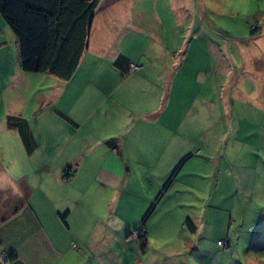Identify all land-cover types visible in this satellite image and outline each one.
I'll list each match as a JSON object with an SVG mask.
<instances>
[{
    "label": "crops",
    "instance_id": "crops-1",
    "mask_svg": "<svg viewBox=\"0 0 264 264\" xmlns=\"http://www.w3.org/2000/svg\"><path fill=\"white\" fill-rule=\"evenodd\" d=\"M126 1L131 7L135 0H99L86 46L94 50L100 48V54L109 60L95 63L93 67L82 63V54L74 74L67 81L46 73H39L43 78L34 79L33 73L22 72L17 61L16 39L0 16V127L10 128L7 117L18 116L31 131L53 133L64 127V119L77 132L85 129L90 133L94 128L97 130L94 135H99L93 144H81L85 146L81 155L79 144L36 143L31 152H26L24 144L7 145L9 155L6 163L0 154V264H68L65 257L71 253L72 259L78 263L76 258L81 250L77 246L73 252L70 244L87 246L88 257L83 253L82 260L86 259L81 263H91L94 198L101 195L106 218L110 212L115 213L117 204L131 189L146 184L137 186L138 179L150 176L147 172L152 170L153 161L162 153L160 145L162 149L170 150L172 165H176L186 153H191L163 193V197L175 193V197H182L181 202L187 200L191 207L199 205V210L193 212L189 219L194 229H187L184 221L181 223L185 233L188 232L191 237H195L199 227L204 228L210 222L213 212L226 211L221 200L224 204L227 198L240 194L250 201L264 194V142H261L264 135H259L258 141L252 143L255 124L247 118L257 109L264 112V77L259 80L251 78V81L249 78L231 82L226 79L229 83L225 85V91L229 94H224L221 86L223 88L225 82L222 84L217 78L206 79L209 71L204 63L185 61L190 49L188 44L184 51L177 52L179 58L173 55L164 64V91L156 86L158 93H154L151 86L158 84V73L150 75L142 67L136 73L122 75L126 61H122L120 66L114 64L118 57L141 64L144 60L142 56L150 64L158 56L159 47L168 51V39L162 40L152 24L142 21V18L131 23H118V27L112 25V22H117L119 11ZM173 5L169 3L167 11L172 12L175 23ZM112 9L106 23L102 13ZM184 18L177 16L176 26H182L183 31L176 39L171 37L174 44L184 32L192 29L185 25ZM96 21L97 35L105 41L99 44L96 40L92 45V29ZM182 42L180 39L179 50L183 47ZM132 47L139 49L138 54L131 52ZM78 75L80 78H77ZM73 81H77L78 86L75 97L66 89ZM191 81L197 86L192 100L187 95V101L170 109L173 102L179 100L177 95L171 96L173 87L178 93L181 84H190ZM34 84L39 87L35 94L30 95L29 90L31 93L36 88L30 87ZM251 85L254 89L249 91L247 88ZM256 89L262 94L261 98L255 95ZM65 90L71 112L66 109V113H61L52 104L60 102ZM78 103L90 106L87 113L79 114L77 110H72L77 106L81 110ZM41 104H44L43 108ZM26 108L30 111L26 112ZM176 108H182V113L172 111ZM159 121L164 122L165 128L158 127ZM105 139L116 140V147L106 144ZM196 141L198 148L193 144ZM101 146L105 149L97 152L95 149ZM37 152L39 156H35ZM252 152H256L263 164L259 171L258 164L248 163L247 155ZM64 153L66 156H62ZM171 171L156 177V190ZM131 175L132 183V179L128 180ZM147 187L144 191H149ZM90 198L93 199V207H85L84 200ZM232 207H235L234 202L230 203ZM132 231L129 235L136 237L131 235ZM145 233L147 237L152 234L150 230ZM103 257L102 254L100 258Z\"/></svg>",
    "mask_w": 264,
    "mask_h": 264
},
{
    "label": "rangeland",
    "instance_id": "rangeland-1",
    "mask_svg": "<svg viewBox=\"0 0 264 264\" xmlns=\"http://www.w3.org/2000/svg\"><path fill=\"white\" fill-rule=\"evenodd\" d=\"M169 3L174 4L175 23L171 16L172 12L168 13L167 11ZM127 5L128 2H124L123 7H121L122 10L119 11L120 14L117 16V22H112V25L114 24L118 27V23L125 21L126 23H131L133 20L142 18V21L152 24L153 29L159 33V37L162 40L167 41L168 39L166 43L168 51L166 52L162 47H159L158 56L153 58L150 64L146 62L147 58L145 56H142L144 60H141V64L134 62L137 69L139 66L140 68L145 67V72L148 74H159V79L156 81L158 84L151 86L154 93H158L156 86L164 91L165 85L162 80V75L165 72L164 64L168 63L173 55L179 58L180 56L177 52L184 51L188 44H190V49L185 61L204 63L209 71L206 79L217 78L222 81V84L223 81L225 82L223 88L221 86L224 94H229V92L225 91V85L231 81H238V79L242 78H249L251 81V78L259 80L264 77V0H135L131 7ZM112 12L113 9L102 13L106 23H108L107 19L111 17L107 15L112 14ZM177 16H185V25L192 28L189 32L182 34L180 39L183 41L181 43L183 47L180 50L177 48L180 45L178 44L180 39L176 44L171 40V37L176 39L180 32L183 31L182 26L179 28L176 26ZM100 20L103 21L102 18ZM97 22L92 29V45H95L96 40L99 44L105 41L101 35H97ZM112 31L115 32L113 29ZM172 33L174 35L171 36ZM112 38L113 35L111 36ZM99 49L94 50V48L86 46L82 63L93 66L102 60H109V58L100 54L101 51ZM131 50L135 54L139 52L138 48L132 47ZM138 60L140 61V59ZM11 63L12 61L8 64L9 69L11 68ZM82 68L86 69L83 65ZM199 69L200 71L203 70V68ZM136 72L138 71L133 73ZM26 75L31 76V74ZM32 76H34V79L43 78L39 73H33ZM77 78H80V75ZM76 82H70L66 86V89L73 97L78 92ZM35 86V90L31 91V93L29 90L30 95L35 94L39 85L30 86L31 88ZM251 86L247 88L249 91L254 89V85ZM195 87L197 86L193 85L192 81L190 84H181L178 93L173 87L171 96L175 97L174 95H177L179 100L173 102L170 109L175 104L187 101L190 96L192 100ZM97 91L101 90L97 89ZM163 93L161 92V94ZM254 93L261 98L262 94L260 91L256 89ZM65 94L66 90L63 92L60 102L52 104L53 108L61 113H66V109L67 112H71ZM187 95H189L188 98H186ZM206 95L209 94L206 93ZM212 95L210 94V96ZM212 99L216 100L215 97H212ZM78 104L81 105V110L79 106L72 107V110H77L79 114L87 113L90 106L87 103ZM259 104H262V102ZM41 106L43 108L44 104H41ZM178 110L182 113V108H176L172 111L176 112ZM25 111L29 112L30 108H26ZM247 118L250 123L254 122L255 124V126L252 125L255 130L252 134L254 139L252 143H256L259 135H264V112L262 109H257L254 113H250ZM63 122L65 125L59 132L45 133L39 130H29L33 141L36 144H79L78 152L81 155L85 148L81 144H86V146L93 144L94 139L99 136L94 135L97 133L94 128L90 133L85 129L77 132L75 127L67 124L64 119ZM257 126H260V128L256 129ZM158 127L165 128L164 122L159 121ZM0 128V154L2 153L6 163L9 155L7 153L8 150H6L7 147L10 144H23V142L16 128L10 127L7 129L5 126ZM191 135L193 136V132H191ZM106 141L105 139L104 142ZM113 141L116 144V140ZM261 142H264V136ZM193 144L195 148H198L196 145L197 141ZM103 149L105 147L101 146L95 150L98 152ZM180 149H176L175 152ZM159 151L160 153L162 152L161 156L153 161L152 170L147 172L150 176L145 179L140 178V180L137 178V186L146 184L142 187H137V189H131L121 202L117 204L116 212H110L109 219L106 218L107 213H105V205H102L101 195L94 198L95 222L91 230L93 237L90 238L93 248V259L89 264H264V194L256 196V199L250 201L247 198H242L240 194L237 197L227 198V200H224V204L221 200V204L226 210L225 212L228 211L229 213L213 212L210 222H207L204 228L199 227L195 237H191L188 232L187 234L185 233L183 230L184 226L181 223L186 217L191 219L190 215L199 210V205L193 204L191 207V204L189 205L186 202L187 200L181 202L183 198L175 197V193L172 192L167 194L168 197L158 195L161 192L163 181L160 182V188L156 190L154 188L156 177H162L165 173L168 174L175 166L170 162L172 159V156L170 157L169 155L170 150L162 149L160 145ZM35 156H39V153L37 152ZM62 156H66V153ZM247 159L248 163L259 165L258 171L263 168V164L259 157L256 156V152L249 153ZM138 160H141V162L145 161L144 159ZM151 161H148V163ZM30 163L33 164V161H30ZM125 167H128V165H125ZM143 167L141 164L142 170ZM167 170L168 172H166ZM131 179L132 175L129 176L128 180ZM145 186L150 188L149 191H144L146 190ZM157 196L158 202L142 225L141 217L155 202ZM87 200H84V206L93 207V199ZM233 202L235 207L230 208V203ZM140 227L145 232L150 230V233H152L150 237L145 236V254H141L138 250V237L133 236V238L129 235L131 229L133 230L131 232L132 235ZM165 232L167 233L164 234ZM70 233L74 236L76 235L74 232ZM218 241L227 242V245L220 247L217 243ZM77 246L81 250L76 258L78 263L72 259V253L65 257V263L82 264L81 261L86 258L83 255L84 259L82 260L81 255L84 253L88 257L87 246L81 244H77ZM71 250L74 252L76 249L71 248ZM102 254L104 255L103 259L100 258ZM83 264H86V262Z\"/></svg>",
    "mask_w": 264,
    "mask_h": 264
},
{
    "label": "trees",
    "instance_id": "trees-1",
    "mask_svg": "<svg viewBox=\"0 0 264 264\" xmlns=\"http://www.w3.org/2000/svg\"><path fill=\"white\" fill-rule=\"evenodd\" d=\"M99 0H0V16L8 25L16 39L17 61L22 72L46 73L63 81L69 80L74 74L80 58L86 48L90 24ZM126 61L122 75L130 72L131 61L126 58H116L114 64L120 66ZM120 63V64H119ZM136 64V63H134ZM7 125L16 128L25 146L26 152H31L33 141L28 125L18 117L8 116ZM116 147L113 140L105 142ZM191 156L183 155L161 186L163 195L169 187L182 163ZM155 202L141 217V224L152 213ZM184 225L189 230L194 227L188 217ZM138 248L145 253V230L138 229ZM218 241V245H219ZM223 242V241H222ZM223 242L220 247H225Z\"/></svg>",
    "mask_w": 264,
    "mask_h": 264
},
{
    "label": "built area",
    "instance_id": "built-area-1",
    "mask_svg": "<svg viewBox=\"0 0 264 264\" xmlns=\"http://www.w3.org/2000/svg\"><path fill=\"white\" fill-rule=\"evenodd\" d=\"M136 69H137V66L134 63H131V65H130V72H132V71H134ZM134 235L139 236V235H141V232L140 231H137V232H135ZM219 245H223V242L222 241L219 242ZM71 248L77 249V245L76 244H71Z\"/></svg>",
    "mask_w": 264,
    "mask_h": 264
},
{
    "label": "clouds",
    "instance_id": "clouds-1",
    "mask_svg": "<svg viewBox=\"0 0 264 264\" xmlns=\"http://www.w3.org/2000/svg\"><path fill=\"white\" fill-rule=\"evenodd\" d=\"M137 231H138V230H137ZM137 231H136V232H137ZM134 234H135V233H134ZM136 237H137V236H136Z\"/></svg>",
    "mask_w": 264,
    "mask_h": 264
}]
</instances>
